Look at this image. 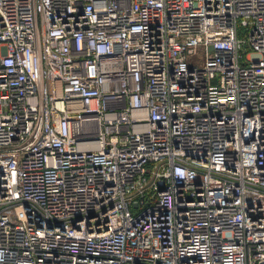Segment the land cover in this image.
Instances as JSON below:
<instances>
[{
	"label": "built area",
	"instance_id": "obj_1",
	"mask_svg": "<svg viewBox=\"0 0 264 264\" xmlns=\"http://www.w3.org/2000/svg\"><path fill=\"white\" fill-rule=\"evenodd\" d=\"M0 264H264V0H0Z\"/></svg>",
	"mask_w": 264,
	"mask_h": 264
},
{
	"label": "rangeland",
	"instance_id": "obj_2",
	"mask_svg": "<svg viewBox=\"0 0 264 264\" xmlns=\"http://www.w3.org/2000/svg\"><path fill=\"white\" fill-rule=\"evenodd\" d=\"M257 57H258V55H257V54H254V53H252V54H251V58H253V59H254V58H257Z\"/></svg>",
	"mask_w": 264,
	"mask_h": 264
}]
</instances>
